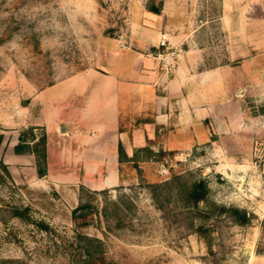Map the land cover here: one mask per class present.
<instances>
[{
    "label": "rangeland",
    "instance_id": "obj_1",
    "mask_svg": "<svg viewBox=\"0 0 264 264\" xmlns=\"http://www.w3.org/2000/svg\"><path fill=\"white\" fill-rule=\"evenodd\" d=\"M146 1L0 0V264H74L77 230L96 236L114 264H264V0H161L157 13L162 29L203 49L205 66L233 68L239 111L225 132L135 162L134 178L97 190L52 185L27 157L11 156L16 130L32 132L23 127L28 95L121 47L149 24ZM193 180L207 193L191 205ZM80 203L88 223L77 226ZM230 205L250 221L231 220L221 210Z\"/></svg>",
    "mask_w": 264,
    "mask_h": 264
},
{
    "label": "crops",
    "instance_id": "obj_2",
    "mask_svg": "<svg viewBox=\"0 0 264 264\" xmlns=\"http://www.w3.org/2000/svg\"><path fill=\"white\" fill-rule=\"evenodd\" d=\"M152 12L145 14L128 46L106 49L96 63L76 69L35 89L24 102L25 142L43 134L45 172L56 186L81 184L112 188L135 177L136 166L158 152L174 154L225 132L234 122L239 102L232 95V67L204 65V52L183 37L168 33L176 49L172 72L163 73L155 53L162 29ZM27 157L35 172L32 152ZM120 143L124 157L119 160Z\"/></svg>",
    "mask_w": 264,
    "mask_h": 264
},
{
    "label": "trees",
    "instance_id": "obj_3",
    "mask_svg": "<svg viewBox=\"0 0 264 264\" xmlns=\"http://www.w3.org/2000/svg\"><path fill=\"white\" fill-rule=\"evenodd\" d=\"M146 10L155 14L159 13L161 8V0H147L145 3ZM7 36H0V42ZM19 141L13 145V151L22 152L28 150L33 153L36 162V171L38 175H42L45 171V151H44V135L41 134L36 140L29 146L23 138V135ZM31 135V134H30ZM1 138V135H0ZM117 153L119 160L124 157L122 147L120 143L117 145ZM179 192L181 186L178 187ZM207 193V187L204 182L200 180H193L186 189V195L184 199L190 202L191 205L202 200ZM89 209L87 203H80L75 205L71 209V218L74 225L82 226L88 223L86 214ZM221 210L225 212L227 216L231 218L237 224H246L250 221V215L243 208L237 206H221ZM17 213V212H15ZM195 230L197 232H207L206 226L197 225ZM69 256L74 264H114L111 260L106 259L102 249L100 248V240L96 236H91L84 232L77 230L73 234V240L69 243Z\"/></svg>",
    "mask_w": 264,
    "mask_h": 264
},
{
    "label": "built area",
    "instance_id": "obj_4",
    "mask_svg": "<svg viewBox=\"0 0 264 264\" xmlns=\"http://www.w3.org/2000/svg\"><path fill=\"white\" fill-rule=\"evenodd\" d=\"M120 46H128V42H122ZM156 46L158 50L155 53V57L161 71L166 74L172 72L176 59V49L169 43L166 31L159 32Z\"/></svg>",
    "mask_w": 264,
    "mask_h": 264
}]
</instances>
